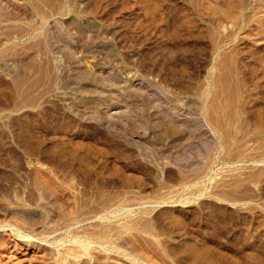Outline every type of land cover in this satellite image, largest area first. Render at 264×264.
<instances>
[{"label": "rangeland", "instance_id": "374dc122", "mask_svg": "<svg viewBox=\"0 0 264 264\" xmlns=\"http://www.w3.org/2000/svg\"><path fill=\"white\" fill-rule=\"evenodd\" d=\"M0 11V264H264V0Z\"/></svg>", "mask_w": 264, "mask_h": 264}, {"label": "bare ground", "instance_id": "6f19581e", "mask_svg": "<svg viewBox=\"0 0 264 264\" xmlns=\"http://www.w3.org/2000/svg\"><path fill=\"white\" fill-rule=\"evenodd\" d=\"M3 7H1V9H2ZM3 11V10H2ZM2 11H0V12H2ZM3 13V12H2Z\"/></svg>", "mask_w": 264, "mask_h": 264}]
</instances>
